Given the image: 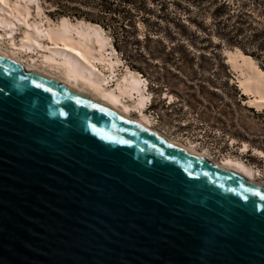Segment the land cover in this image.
Instances as JSON below:
<instances>
[{
    "label": "water",
    "instance_id": "water-1",
    "mask_svg": "<svg viewBox=\"0 0 264 264\" xmlns=\"http://www.w3.org/2000/svg\"><path fill=\"white\" fill-rule=\"evenodd\" d=\"M0 264H264V188L0 56Z\"/></svg>",
    "mask_w": 264,
    "mask_h": 264
},
{
    "label": "rangeland",
    "instance_id": "rangeland-1",
    "mask_svg": "<svg viewBox=\"0 0 264 264\" xmlns=\"http://www.w3.org/2000/svg\"><path fill=\"white\" fill-rule=\"evenodd\" d=\"M86 1L89 5L96 3ZM129 1L132 27L126 25L127 44L117 38L114 45L112 32L104 30L121 62L116 74L120 76L127 67L145 81L150 103L144 113L152 120L151 129L170 142L191 143L210 161L219 162L226 156L244 161L259 171L255 180L264 186V159L250 153L251 149L264 153V113L245 106L236 77L224 62L225 52L236 48L252 57L264 71V38L251 42L249 37L264 27V0ZM225 2L229 10L222 7ZM37 3L54 23L62 16L53 12L54 0ZM241 3L251 16L236 39L238 46L231 44L230 38ZM142 6L145 11L136 12ZM29 7L28 20H38L33 5ZM80 9L94 12L91 6L81 5ZM230 12L234 14L229 19ZM19 35L17 31L13 36L18 40ZM7 39L1 41L2 49ZM20 56L29 61L25 54ZM132 112L135 118L136 111ZM242 143L249 152H240Z\"/></svg>",
    "mask_w": 264,
    "mask_h": 264
},
{
    "label": "bare ground",
    "instance_id": "bare-ground-1",
    "mask_svg": "<svg viewBox=\"0 0 264 264\" xmlns=\"http://www.w3.org/2000/svg\"><path fill=\"white\" fill-rule=\"evenodd\" d=\"M37 1L0 0V43L3 38H8L7 46L4 49L0 47V56L25 72L46 76L89 97L165 140L151 129L152 120L144 113L150 97L145 93L146 84L142 76L127 67L120 76L116 74L121 62L105 30L97 24L78 19L72 21L68 17H60L54 23L44 15ZM30 4L38 20H28L31 16ZM17 31L20 32L18 40L13 36ZM21 54H25L29 61H23ZM224 62L236 77V86L240 95L245 97V106L264 113V72L257 62L236 48L225 52ZM97 65L106 71L103 72ZM132 111H136L135 118L131 115ZM170 143L262 186L255 180L259 171L238 158L226 156L219 162H213L206 153H198L191 143ZM239 150L241 153L249 152L245 143ZM250 153L264 159V153L259 150L251 149Z\"/></svg>",
    "mask_w": 264,
    "mask_h": 264
},
{
    "label": "trees",
    "instance_id": "trees-1",
    "mask_svg": "<svg viewBox=\"0 0 264 264\" xmlns=\"http://www.w3.org/2000/svg\"><path fill=\"white\" fill-rule=\"evenodd\" d=\"M95 2L96 3L94 5H89L86 0H54V4L56 5V7L53 12L61 14V17L75 18L92 24H97L103 29H108L112 32V35L114 36V45L117 38L120 40V42L127 44L128 30H126V25L128 27H132L130 20V8L132 5L131 2L129 0H95ZM141 4H144V2L142 1ZM81 5L86 7L91 6L94 12L89 13L86 11H82L80 9ZM227 6L228 3L226 4V2L222 4V7L224 9L229 10ZM244 6L245 5L241 3L240 11H238L236 14V26L232 28L234 31V35L233 38H230V43L238 46L240 45V43L236 39L244 32L242 27L243 25L248 23L247 20L251 16V13L243 9ZM142 9L145 11L144 6H142L141 8L137 7L136 12L140 13ZM233 14V12L228 13V18L230 19L231 15ZM248 26H250V24H248ZM249 37L251 39V42H255L260 39L262 40L264 38V27H262L261 32L253 33Z\"/></svg>",
    "mask_w": 264,
    "mask_h": 264
}]
</instances>
